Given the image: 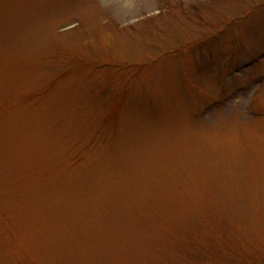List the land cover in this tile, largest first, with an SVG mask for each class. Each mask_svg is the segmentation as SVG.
Returning <instances> with one entry per match:
<instances>
[{"label": "rangeland", "instance_id": "obj_1", "mask_svg": "<svg viewBox=\"0 0 264 264\" xmlns=\"http://www.w3.org/2000/svg\"><path fill=\"white\" fill-rule=\"evenodd\" d=\"M0 264H264V0H0Z\"/></svg>", "mask_w": 264, "mask_h": 264}]
</instances>
